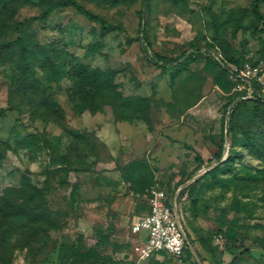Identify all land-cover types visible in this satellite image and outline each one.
Here are the masks:
<instances>
[{
  "label": "rangeland",
  "instance_id": "obj_1",
  "mask_svg": "<svg viewBox=\"0 0 264 264\" xmlns=\"http://www.w3.org/2000/svg\"><path fill=\"white\" fill-rule=\"evenodd\" d=\"M52 1L0 0V264H68L79 235L94 246L98 228L123 246L103 253L150 264L135 249L146 232L132 225L152 187L170 199L182 192L189 237L215 236L210 264H264V113L254 114L264 97L232 118L228 95L203 69L205 53L187 70L175 67L211 41L225 56L256 62L264 34L253 30L264 23L254 0H151L148 8L141 0H77L123 32L104 31L74 7L43 18ZM19 37L36 50L28 66L12 43ZM65 61L107 73L102 81L119 98L92 91L75 101L72 79L58 70ZM200 164L195 175L217 167L200 179L194 209L182 186ZM162 172L165 181L174 176L171 186ZM222 210L235 223V244L220 229Z\"/></svg>",
  "mask_w": 264,
  "mask_h": 264
},
{
  "label": "trees",
  "instance_id": "obj_2",
  "mask_svg": "<svg viewBox=\"0 0 264 264\" xmlns=\"http://www.w3.org/2000/svg\"><path fill=\"white\" fill-rule=\"evenodd\" d=\"M151 0H141L142 6L144 8H148ZM264 5V0H254L253 2V11L255 16L264 23V14L262 12L261 7ZM60 7H74L79 13L84 15L89 20L98 23L101 25L102 29L104 31L108 32H123L124 29L119 26L112 24L102 18L101 16L91 12L86 7H84L82 4H80L77 0H57L52 1L49 3L48 7L44 10L42 17L46 18L52 11H54L57 8ZM237 29L234 30V35L236 33ZM254 34L257 33H263L264 34V24L263 28L261 29H255L253 30ZM12 43L18 44L22 50L21 53V61L23 65L28 66L30 60L36 59L37 54L36 50L31 44L26 41L24 38L19 37L16 40H14ZM203 48H196V50H192L190 52L186 51L181 56V61H179L175 67L179 71L187 70L188 67L195 61L196 56L198 54L205 53L206 55V62L204 64V70L209 73H214L213 81L215 85L220 88L223 92H225L229 97V104L232 105V112L231 117L233 118L235 116V112L242 107L247 106L248 104L252 102H256V105L258 102H260L261 98H263V94L261 96H255L254 98H246L243 99L242 96L244 95L241 92H238L234 90L235 83L230 78V69L232 66H235L237 68H241L245 62L249 60H244L243 58H235L233 56H225V53L223 50L213 41L210 42V44L204 48V51H202ZM258 54L260 58L254 62L258 63L259 61L264 62V37L260 41V48L258 50ZM65 56H69L70 54L65 51ZM219 57V58H216ZM162 63L160 64L163 67H167L168 61L160 57L159 58ZM46 63H49V59H47V56L44 60ZM66 61L58 66V70L62 73L64 72L65 75L69 76L73 84L70 88V91L74 95L75 101H78L80 103H83L85 101L84 94H88L92 91H96L97 93H101L103 96H111L112 98L118 99L115 96V93L113 90L109 92L110 86L108 83H104L102 81L107 77V73L98 71V70H90L82 65H71L72 62L67 63ZM43 108L47 109L46 111L50 114L57 113L56 104L54 102H47L46 104H43ZM45 112V113H47ZM48 113V114H49ZM263 114L264 110H261L259 108H255L254 114ZM223 152V146L220 148L219 154L221 155ZM201 161V160H200ZM217 167V166H216ZM211 169L207 171L205 174H203L201 177L196 179L191 185L185 188V190L188 193V197L191 199L192 207L195 209L197 206V197L196 194L198 192L199 186L198 183L201 178L205 177L206 175L211 174L215 169ZM201 169V164L198 165L195 170L192 172V175H195L199 170ZM79 186L75 185L73 188V191L71 193V203L75 204L77 195H78ZM182 192H180L181 194ZM178 194V195H180ZM136 210L141 214L143 212L149 211L148 204L144 202H139L136 205ZM220 229L226 228L225 236L227 237V240L230 244H235L237 242V232H236V226L234 222H228L226 220V211L222 210L220 214ZM186 230V229H185ZM97 233V243L94 246L86 248L83 243V235L80 234L78 237V240L76 243L71 247L70 257L71 260L68 264H81V263H88V264H135L134 262H126V260H120L114 258L110 254H105L101 251V248L106 245H112V252L114 254L119 253L122 251L123 246L119 244L118 242L114 241L111 242V236L112 232L106 233L103 228L96 229ZM188 235V233H187ZM189 237V235H188ZM215 236H207L203 235L199 237V242L201 246L210 254L215 255L216 249L214 246L210 245V242L213 241L212 239ZM223 237V235H222ZM190 241L194 245V241L189 237ZM229 250V246L227 248ZM193 258V254L189 248L186 249V260L190 261ZM194 264H197L195 261ZM222 264V263H220Z\"/></svg>",
  "mask_w": 264,
  "mask_h": 264
},
{
  "label": "built area",
  "instance_id": "obj_3",
  "mask_svg": "<svg viewBox=\"0 0 264 264\" xmlns=\"http://www.w3.org/2000/svg\"><path fill=\"white\" fill-rule=\"evenodd\" d=\"M216 58H219L216 56ZM263 61H247L241 68L232 66L230 78L234 81V90L243 93V99L261 96L264 92ZM149 211L137 216L132 225L135 234L146 232L145 237L136 246L141 259L151 258L156 254H170L176 264H187L186 249L191 250L190 241L182 222L177 198H169L167 192L159 187H152L148 194ZM222 237V235H220ZM192 252V251H191Z\"/></svg>",
  "mask_w": 264,
  "mask_h": 264
},
{
  "label": "crops",
  "instance_id": "obj_4",
  "mask_svg": "<svg viewBox=\"0 0 264 264\" xmlns=\"http://www.w3.org/2000/svg\"><path fill=\"white\" fill-rule=\"evenodd\" d=\"M200 174V173H199ZM165 172H162V173H160V176H161V178H162V180H161V182L164 180V177H165ZM195 175H193L192 177H191V179L189 180V182H191L195 177H194ZM173 177L174 176H171L170 177V179H168V181H163V184H168L169 186H171V184H172V182H173ZM194 177V178H193ZM201 177V176H200ZM198 179V178H197ZM194 182V181H193ZM193 182H191V183H189L188 185H186L185 186V184L182 186V187H188L189 185H191ZM182 188H180L179 190H181ZM175 196V195H174ZM148 204V203H147ZM148 208H149V205H148ZM143 213H145V212H143ZM143 213H141V214H143ZM140 215V214H139ZM137 218V217H136ZM198 234H200L199 232L198 233H196V235H198ZM194 239V238H193ZM194 242H196L197 243V245H193L194 246V249L196 250V253H197V256H198V259H197V257L193 254V258L191 259V264H194V262L196 261L197 262V264H199V262H198V260H200V262H201V264H210V256H212V254H210L209 252H207L202 246H201V244H200V242L199 241H194ZM226 253H228L227 251H226ZM138 254V253H137ZM138 256H139V254H138ZM166 256H168L169 257V259H171L170 261H173L172 263L173 264H176V262L174 261V259H173V257L170 255V254H168V253H166V252H162V253H159V254H156V255H154L153 257H151V258H148V262L150 263V264H167V260H166ZM139 260H140V262H141V258L139 257ZM190 264V261H188L187 260V264ZM140 264V263H139Z\"/></svg>",
  "mask_w": 264,
  "mask_h": 264
},
{
  "label": "water",
  "instance_id": "obj_5",
  "mask_svg": "<svg viewBox=\"0 0 264 264\" xmlns=\"http://www.w3.org/2000/svg\"><path fill=\"white\" fill-rule=\"evenodd\" d=\"M207 171H209V169H205V170H203V171H201L200 173H201V175L200 174H197V175H195L193 178V180L191 181V182H193V181H195L197 178H199L200 176H202L203 174H205ZM191 182H186L185 183V186L186 185H188L189 183H191ZM178 192L175 194V198H177V196H178ZM191 251H192V253L197 257V259H198V256H197V253H196V250L194 249V246L192 245L191 246ZM198 262H199V264H201V262H200V260H198Z\"/></svg>",
  "mask_w": 264,
  "mask_h": 264
},
{
  "label": "bare ground",
  "instance_id": "obj_6",
  "mask_svg": "<svg viewBox=\"0 0 264 264\" xmlns=\"http://www.w3.org/2000/svg\"><path fill=\"white\" fill-rule=\"evenodd\" d=\"M200 175H201V173H200Z\"/></svg>",
  "mask_w": 264,
  "mask_h": 264
}]
</instances>
